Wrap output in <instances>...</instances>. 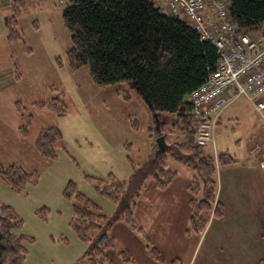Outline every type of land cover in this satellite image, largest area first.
Instances as JSON below:
<instances>
[{
    "label": "rangeland",
    "instance_id": "rangeland-1",
    "mask_svg": "<svg viewBox=\"0 0 264 264\" xmlns=\"http://www.w3.org/2000/svg\"><path fill=\"white\" fill-rule=\"evenodd\" d=\"M68 4L70 0H20L16 4L14 0H0V162L40 174L38 184L22 193L0 180V203L14 209L24 222L21 233L33 239L27 245V264H84L88 246L71 227L74 208L73 201L65 196L68 184L74 182L107 216L114 217L116 205L100 196L88 177L105 180L113 174L127 183L132 174L128 157L143 162L158 139L150 136L149 111L136 95L126 102L118 96L117 87H98L88 67L76 72L70 69L67 52L72 47L71 33L62 16ZM14 5L24 41L10 43L5 20L15 15ZM54 98L66 104V116L57 117L36 108ZM245 98L236 105L255 106ZM19 102L27 109L25 115L33 116L27 138L19 130L23 125L16 109ZM243 116L239 126L226 124L214 132L216 147H206L207 155H244V137L251 133V123L248 114ZM49 127L62 131L68 151L60 152L52 163L41 158L34 148L40 131ZM166 134L172 142L182 139L178 129L168 128ZM167 163L177 172L173 166L176 162L169 159ZM222 168L225 167L217 165L220 213L215 216V204L211 216L197 227L192 222V206L188 204V213L187 208L185 213L179 209L186 205L183 198L187 191L156 190L149 187L154 186V180H149L136 202L134 220L138 228L132 229L121 220L108 231L115 243L110 262L258 264L264 259L262 197L247 196L240 177L228 183ZM155 223L156 228L151 230ZM146 237L152 240L162 260L149 254ZM124 251L131 262L123 260Z\"/></svg>",
    "mask_w": 264,
    "mask_h": 264
},
{
    "label": "trees",
    "instance_id": "trees-1",
    "mask_svg": "<svg viewBox=\"0 0 264 264\" xmlns=\"http://www.w3.org/2000/svg\"><path fill=\"white\" fill-rule=\"evenodd\" d=\"M14 1L16 4L20 0ZM227 1L230 19L239 30L256 33L264 27V0ZM14 8L15 15L5 20L10 43L24 41L15 5ZM62 16L71 33L72 47L67 52L70 69L76 72L88 67L98 87H117L118 96L126 102L136 95L149 111L150 136L156 139L165 136L167 143L164 154L156 155V144L142 163L137 164L129 156L132 174L127 183L113 174L105 180L88 177L97 193L116 205L114 217L107 216L74 182L65 190V196L73 201L71 227L88 246L83 263L112 264L109 254L115 243L108 231L121 220L132 229L138 228L134 211L148 181L153 179L155 189L165 191L178 176L168 168L169 159L194 174L189 186L193 224L197 227L205 223L215 204V216L220 213L217 165L228 167L237 162L227 153L216 159L197 145L198 121L188 102V96L217 69L220 55L214 45L201 39L185 17L163 12L156 0H70ZM36 108L57 117H64L68 112L66 104L58 98L37 104ZM16 109L23 120L20 133L27 138L33 116L25 115L27 109L20 102ZM168 128L178 129L182 139L169 140ZM34 148L41 158L51 163L58 159L60 152H68L64 135L57 127L41 130ZM39 179L37 171L0 162V180L18 193L30 185L36 186ZM23 225L12 207L0 203V264H27V245L33 239L21 233ZM146 239L149 254L162 260L151 240ZM121 256L125 262H131L126 251ZM258 264H264V259Z\"/></svg>",
    "mask_w": 264,
    "mask_h": 264
},
{
    "label": "built area",
    "instance_id": "built-area-1",
    "mask_svg": "<svg viewBox=\"0 0 264 264\" xmlns=\"http://www.w3.org/2000/svg\"><path fill=\"white\" fill-rule=\"evenodd\" d=\"M166 1L169 14L185 17L201 39L214 45L220 55L217 69L188 96L198 121L197 145L215 147V128L239 97L253 102L264 119V27L256 33L239 30L230 19L227 0ZM207 10L215 13V24L207 21ZM230 93L233 98H229Z\"/></svg>",
    "mask_w": 264,
    "mask_h": 264
},
{
    "label": "crops",
    "instance_id": "crops-1",
    "mask_svg": "<svg viewBox=\"0 0 264 264\" xmlns=\"http://www.w3.org/2000/svg\"><path fill=\"white\" fill-rule=\"evenodd\" d=\"M159 3H160L159 6L165 9L166 13H169L166 6V0L159 1ZM205 16L208 22L215 21V15L213 11L207 10ZM229 98H233V93L229 94ZM242 98L244 97H239L238 99L233 101L232 104L226 109L215 131L219 128H225L224 126L226 124H229L231 127L239 126L241 118L244 117L243 113H246L248 114L249 121L251 123L250 126L251 133L246 138L244 137L245 153L243 156L237 158L236 155H232L229 152H224L232 156L237 162V164L222 168L221 171H223V173L227 172L228 183H230L232 180L238 177L244 179V184H245L244 189L247 196H251L253 194L262 197L261 209L263 212L262 219H263V231H264V119L261 113L256 108V106H252L248 104L240 107L239 104L236 105V103L239 102V100ZM261 101L264 102V97L261 98ZM235 107L236 109L234 110ZM237 144L238 146L241 145L240 143ZM216 156L219 155H215V157ZM136 163L139 164L142 163V161ZM173 166L174 168H176L178 176L173 182V184L170 186L169 190H166L165 192H171V188H176L175 191H180V193L187 191L188 194H186V197L183 198V202L186 203V205H181L179 209L185 213V208H187L186 210L188 213V211L190 212V208L188 206V204L190 205L189 183L193 180L194 175L188 168L184 166L182 167L177 163H175ZM149 187L155 189L153 184L152 185L150 184ZM154 189H152L153 193H154ZM188 195L189 198H187ZM156 225L157 224L155 223V226H152L151 230H154L156 228ZM262 234L264 235V232H262Z\"/></svg>",
    "mask_w": 264,
    "mask_h": 264
},
{
    "label": "water",
    "instance_id": "water-1",
    "mask_svg": "<svg viewBox=\"0 0 264 264\" xmlns=\"http://www.w3.org/2000/svg\"><path fill=\"white\" fill-rule=\"evenodd\" d=\"M156 142L158 145V151L156 152V155L159 156L161 154H164L167 149V143H166L165 137L158 138Z\"/></svg>",
    "mask_w": 264,
    "mask_h": 264
}]
</instances>
